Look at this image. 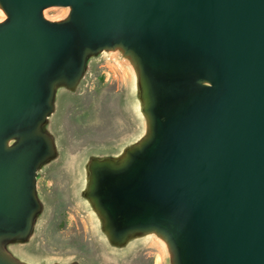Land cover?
Masks as SVG:
<instances>
[{
    "label": "water",
    "instance_id": "95a60500",
    "mask_svg": "<svg viewBox=\"0 0 264 264\" xmlns=\"http://www.w3.org/2000/svg\"><path fill=\"white\" fill-rule=\"evenodd\" d=\"M49 7L69 10L50 20ZM0 9V264H36L13 248L34 234L36 173L56 150L29 141L28 129L55 141V92L77 87L89 59L111 51L132 68L144 134L114 157L108 201L98 205L88 182L82 190L108 243L153 235L169 264H264V0H0ZM170 84L183 90L161 104L159 86Z\"/></svg>",
    "mask_w": 264,
    "mask_h": 264
},
{
    "label": "rangeland",
    "instance_id": "374dc122",
    "mask_svg": "<svg viewBox=\"0 0 264 264\" xmlns=\"http://www.w3.org/2000/svg\"><path fill=\"white\" fill-rule=\"evenodd\" d=\"M68 10L49 7L44 16L60 20ZM134 82L119 52H102L87 62L77 94L60 91L50 128L58 154L36 182L43 210L34 234L26 245L13 248L22 258L36 264H169L164 244L153 235L121 248L110 245L79 182L90 152L117 151L144 134Z\"/></svg>",
    "mask_w": 264,
    "mask_h": 264
},
{
    "label": "flooded vegetation",
    "instance_id": "af4514ba",
    "mask_svg": "<svg viewBox=\"0 0 264 264\" xmlns=\"http://www.w3.org/2000/svg\"><path fill=\"white\" fill-rule=\"evenodd\" d=\"M81 79H83V77ZM78 86L75 88H60L57 93L55 92L56 95H54V106L47 120L48 127L51 128V126H53V123L56 122L55 117L58 113L57 102L59 100L60 91H64L67 94L75 95L77 94ZM182 90L183 88L181 85H160L158 90V98L160 100H163L161 104H165V100H168L172 96L181 94ZM154 109L153 112L159 115L158 112ZM28 130L29 132L31 131L29 135L30 138L28 139L29 141H34L35 143L41 144L42 146H48L50 144L54 147V150H56L52 156H49V158L45 160V162L42 164V167L37 171L36 179L38 180V178L42 175L43 169L56 161L55 159L58 154V145L56 139L55 141H49V139L44 137L42 133L39 134L33 129ZM90 153L91 155L87 158L86 161L87 171H85V176L79 182L85 185L84 187L86 188L88 186L87 189L89 190V195L95 197L97 199V204L99 205L100 203L108 201L106 198H101V196L107 193V188H109L112 184L117 181V178L120 174L119 168L116 167V164H113L116 163L113 161L115 160L114 157L119 153V150L116 151V149L114 148H109L105 151V153ZM45 155L47 154L44 152L40 156L41 158H46ZM87 182L89 183V185H87ZM37 191L40 195L41 192L39 187H37ZM111 227L113 228L114 237L117 240L124 229L121 227V224L118 221L117 224H111ZM24 244L26 245L27 243Z\"/></svg>",
    "mask_w": 264,
    "mask_h": 264
},
{
    "label": "clouds",
    "instance_id": "9594fccd",
    "mask_svg": "<svg viewBox=\"0 0 264 264\" xmlns=\"http://www.w3.org/2000/svg\"><path fill=\"white\" fill-rule=\"evenodd\" d=\"M0 19H3V13L0 12Z\"/></svg>",
    "mask_w": 264,
    "mask_h": 264
}]
</instances>
